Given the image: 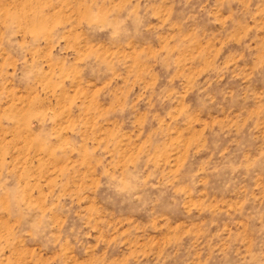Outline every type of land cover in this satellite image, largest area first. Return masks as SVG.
I'll list each match as a JSON object with an SVG mask.
<instances>
[{
    "label": "rangeland",
    "instance_id": "1",
    "mask_svg": "<svg viewBox=\"0 0 264 264\" xmlns=\"http://www.w3.org/2000/svg\"><path fill=\"white\" fill-rule=\"evenodd\" d=\"M0 264H264V0H0Z\"/></svg>",
    "mask_w": 264,
    "mask_h": 264
}]
</instances>
